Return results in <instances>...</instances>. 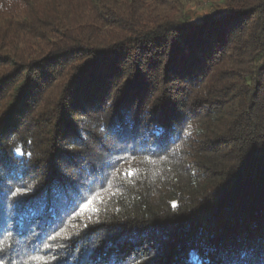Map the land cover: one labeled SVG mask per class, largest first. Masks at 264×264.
I'll return each mask as SVG.
<instances>
[{
    "label": "trees",
    "instance_id": "obj_1",
    "mask_svg": "<svg viewBox=\"0 0 264 264\" xmlns=\"http://www.w3.org/2000/svg\"><path fill=\"white\" fill-rule=\"evenodd\" d=\"M0 242L264 264V0H0Z\"/></svg>",
    "mask_w": 264,
    "mask_h": 264
},
{
    "label": "snow or ice",
    "instance_id": "obj_2",
    "mask_svg": "<svg viewBox=\"0 0 264 264\" xmlns=\"http://www.w3.org/2000/svg\"><path fill=\"white\" fill-rule=\"evenodd\" d=\"M17 151H20L19 149H17ZM134 173L129 171L128 173H126V175L128 176H132ZM31 191L30 188H16L12 195L14 197H20V196H24L27 194V192ZM87 199V198H86ZM92 204V200L88 199L87 203L81 206V210L85 211L88 209V206ZM93 212H97L98 209L93 208L92 209ZM50 239L52 240H58L60 239V237L58 235H53L52 237H50ZM2 243V242H0ZM30 259H32L33 261L36 262V264H47V259L43 258V257H30ZM0 264H4V261L2 259H0ZM193 264H197L196 258H194Z\"/></svg>",
    "mask_w": 264,
    "mask_h": 264
},
{
    "label": "rangeland",
    "instance_id": "obj_3",
    "mask_svg": "<svg viewBox=\"0 0 264 264\" xmlns=\"http://www.w3.org/2000/svg\"><path fill=\"white\" fill-rule=\"evenodd\" d=\"M192 7H195L194 6V2H192V3H188L187 5H186V8L190 11V9L192 8ZM204 8L205 9H207L208 8V6H204ZM199 12H204V9H201V10H198Z\"/></svg>",
    "mask_w": 264,
    "mask_h": 264
}]
</instances>
